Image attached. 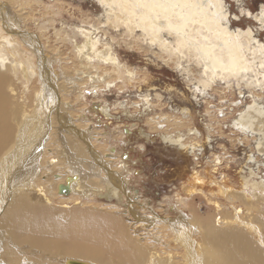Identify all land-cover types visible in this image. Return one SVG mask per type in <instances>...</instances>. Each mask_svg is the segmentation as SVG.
Segmentation results:
<instances>
[{
	"label": "bare ground",
	"instance_id": "1",
	"mask_svg": "<svg viewBox=\"0 0 264 264\" xmlns=\"http://www.w3.org/2000/svg\"><path fill=\"white\" fill-rule=\"evenodd\" d=\"M97 1L104 11L103 20L97 16L98 21L90 28L60 24L55 31L58 39L71 44L72 58L81 65L83 74L90 75L88 69L96 73L102 67L103 72L111 70L112 74L132 77L133 71L119 63L114 47L105 41L109 28L123 27L126 39L140 37L148 42L146 46L175 59L182 71L188 72L190 61L196 62L204 77L195 84V91L201 95L215 79L239 84L244 81L249 87L264 91V43L253 38L251 29L232 30L226 7L219 0H201L199 8H186L183 0L180 6L167 7L145 5L141 0L139 8L133 7L132 0ZM61 7L60 3L49 6L55 9L53 16L61 13ZM258 14L255 19L264 27L263 7ZM49 20L50 24L42 23L43 29L56 28L55 19ZM18 23L7 4L0 5V264H264V179L256 181L250 176L242 177L240 189H222L234 210L231 216L201 218L190 198L178 194L180 215L164 225L159 220L149 221L164 230L159 240L148 243L134 237L119 209L124 206L129 210L122 204L129 200L126 175L111 171L107 161L98 152L96 155L84 123L76 121V128L59 111L50 61L43 58L30 35L16 29ZM184 61L188 64L183 67ZM96 78L89 76L92 83ZM34 81L39 82V87H32ZM29 101L36 103L31 112L27 111ZM61 101L60 109L64 110L67 101ZM96 110L104 117L108 114L107 107L98 106ZM49 112L57 119L52 118L53 124ZM242 112L234 127L241 133H257V147L264 151V106L253 104ZM156 122L160 123L153 121ZM48 137L54 148L44 155ZM185 138L177 131L160 139L175 148L193 150L186 146ZM59 143L61 146L55 148ZM103 157L111 156L105 153ZM127 165L120 163L118 171ZM59 166L62 169L57 172L49 169ZM81 171H86L84 181ZM199 173L192 169L194 184L186 188L188 197L198 191L195 184L202 183ZM38 185L47 190L37 189ZM62 185L68 193L58 192ZM84 199L105 201L104 210L95 212L90 207L92 211L80 213ZM55 202H75L72 209L78 211L67 213L65 209L71 208L66 204L57 211L48 208ZM237 204L247 206L249 211L243 213ZM258 204L263 206L256 215L251 214ZM215 206L217 211L227 208L217 203ZM254 220L258 222L253 223Z\"/></svg>",
	"mask_w": 264,
	"mask_h": 264
},
{
	"label": "rangeland",
	"instance_id": "2",
	"mask_svg": "<svg viewBox=\"0 0 264 264\" xmlns=\"http://www.w3.org/2000/svg\"><path fill=\"white\" fill-rule=\"evenodd\" d=\"M22 1L30 3L25 5ZM4 2L13 18L19 21L16 29L21 34L30 35L34 39L33 43L42 51L40 54L43 58L50 61L51 73L55 75V102H58L59 111L76 128V121L84 123L93 140L90 142V137L92 150L107 161L111 171L126 175V178L124 175H119V178L124 177L128 181L123 182L128 187L125 190L129 193V200H124L126 202L123 201L122 204L129 210L124 206L119 209H122L123 214H120L124 224L134 237L138 236L141 241L148 243L154 239L159 240L164 230L149 221L159 220L164 225L167 220L180 215L178 194L183 198H190L201 218L217 215L216 218L220 219L223 215L234 214L232 206L225 200L223 188L240 189L243 176H250L256 181L264 179V151L257 147V133H241L234 127L242 111H246L249 106H264L262 89L251 88L244 81L239 84L237 81L215 79L201 95L195 91V84L204 77L202 68L196 62L190 61L188 72L182 71L175 59L164 52L162 54L155 47L151 49L146 46L145 43L148 42L140 39L138 31L136 35L139 38L126 39L123 27L109 28L105 41L114 47L119 63L125 69L133 71L132 77L112 74L111 70L103 72L102 67L97 68V74L92 69H88L90 75L83 74L81 65L72 58L74 50L69 47L71 44L58 39L55 31H58L60 24L67 27L82 25L86 28L95 25L96 20L104 16L97 0H0V5ZM50 3H60L61 13L53 16L55 9L49 8ZM223 3L232 30L251 29L253 38L264 43V27L255 19L264 8V0H223ZM51 18L55 19L56 28L48 26L43 29L42 23H47ZM110 37L114 38V42ZM37 59L34 56L38 66ZM186 64L188 61L183 62V67ZM93 75L97 78L92 83L89 76ZM62 78L72 81L68 84ZM34 83L33 88L39 87V82ZM19 87L21 88V84ZM61 98L67 101L64 110L60 109ZM35 104L29 101L27 111L31 112ZM54 105L56 107V103ZM98 106L108 108V117L96 110ZM52 118L57 121L50 113L49 120L53 124ZM151 119L160 121V125L153 123L154 120ZM189 129H194L195 133H189ZM177 131L186 136L184 142L187 147H193V150L189 149L187 152L186 149L175 148L173 144L169 145L160 139L162 135ZM49 140L50 138L45 141V146L49 145ZM53 144L51 142L45 148L44 155L53 152ZM57 146H61V143L55 148ZM105 153L111 156L107 160L103 157ZM78 161L75 160L76 163ZM120 163L128 164L125 170L118 171ZM60 166L49 169L57 172L62 169ZM75 168L78 170V165ZM192 169L200 172L197 176L202 183L195 184L200 192L196 191V194L188 197L187 190L194 184ZM85 173L86 171H81L83 181ZM38 186L37 189H43V192L47 190L42 185ZM183 188L186 189L185 192ZM91 200L93 199L83 200L85 204L81 206L83 209L79 210L80 213L92 209L95 212L104 210L102 203L105 201ZM215 203L227 207L226 210L217 211ZM63 204L71 208L65 209L67 213H77L78 209H72L75 202ZM63 204L55 202L48 208L57 211ZM129 206L134 209L131 211ZM236 206L243 213L249 211L245 205ZM262 206L263 204H258L257 208L253 207L254 213L251 214L256 215ZM43 207H47L46 204ZM183 210L186 214L189 212L186 207ZM255 221L257 220L253 223ZM219 222L222 225V220Z\"/></svg>",
	"mask_w": 264,
	"mask_h": 264
},
{
	"label": "snow or ice",
	"instance_id": "3",
	"mask_svg": "<svg viewBox=\"0 0 264 264\" xmlns=\"http://www.w3.org/2000/svg\"><path fill=\"white\" fill-rule=\"evenodd\" d=\"M145 5L153 7H167L169 4L173 6H180V0H143ZM219 3H223V0H219ZM133 7L139 8L141 0H132ZM183 6L186 8H199L201 7V0H183ZM223 19V17H221Z\"/></svg>",
	"mask_w": 264,
	"mask_h": 264
},
{
	"label": "water",
	"instance_id": "4",
	"mask_svg": "<svg viewBox=\"0 0 264 264\" xmlns=\"http://www.w3.org/2000/svg\"><path fill=\"white\" fill-rule=\"evenodd\" d=\"M58 192H60V193H62V192H63L64 194L68 193V192H67V189H66V188H64V186H63V185L58 187Z\"/></svg>",
	"mask_w": 264,
	"mask_h": 264
}]
</instances>
